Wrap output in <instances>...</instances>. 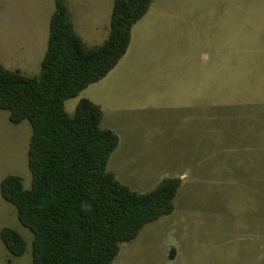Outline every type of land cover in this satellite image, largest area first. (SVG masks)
<instances>
[{"label":"rangeland","instance_id":"374dc122","mask_svg":"<svg viewBox=\"0 0 264 264\" xmlns=\"http://www.w3.org/2000/svg\"><path fill=\"white\" fill-rule=\"evenodd\" d=\"M112 1L69 0L87 44L108 37ZM54 11L55 0H0L7 68L40 74ZM134 32L118 67L65 102L73 114L101 97L121 139L108 170L123 183L148 192L182 179L173 213L122 243L113 264H264V0H153ZM32 133L0 109V232L28 242L15 256L0 237V264H32L33 233L1 194L10 174L31 187Z\"/></svg>","mask_w":264,"mask_h":264},{"label":"trees","instance_id":"16d2710c","mask_svg":"<svg viewBox=\"0 0 264 264\" xmlns=\"http://www.w3.org/2000/svg\"><path fill=\"white\" fill-rule=\"evenodd\" d=\"M152 2L115 0L108 37L89 45L76 30L69 0H55L40 74L0 61V109L13 123L29 120L33 130L31 187L16 174L1 182L2 197L33 233L32 264H113L122 243L175 210L180 177H165L148 192L131 188L108 170L120 138L102 126V107L82 98L73 114L65 108L117 66ZM0 237L12 255L26 252L27 239L16 228H2Z\"/></svg>","mask_w":264,"mask_h":264},{"label":"crops","instance_id":"0c3cea01","mask_svg":"<svg viewBox=\"0 0 264 264\" xmlns=\"http://www.w3.org/2000/svg\"><path fill=\"white\" fill-rule=\"evenodd\" d=\"M114 1H115V0L112 1V4H113V5H114ZM149 11H150V9H149ZM149 11L145 14V16H144L142 19H144L145 17H147V15L149 14ZM142 19H141V20H142ZM50 20H51V19H50ZM141 20H139V21L133 26V28H132V34H131V43H130V45H129V48H128L127 52L125 53V55L123 56V58L120 60V62H121V61L124 59V57L127 56L128 53L130 52V49H131V47H132V45H133L134 34H135V32H134V31H135V27H136V25H137ZM82 38H83V37H82ZM11 54H12V55H11ZM11 54H10V53L8 54V55H9V58H10V59H15L14 54H13V53H11ZM120 62L117 64L116 67H118V65L120 64ZM116 67H115V68H116ZM115 68H114V69H115ZM114 69H113V70H114ZM113 70H112V71H113ZM106 77H107V76H106ZM103 79H104V78H103ZM103 79H101V80H103ZM85 98H89V99H91L92 101H94L95 103L99 104V105L102 107V109H103V111H104V117H103V121H102V126H103V127H106V128H111V129H113V130L116 132L115 127H110V125H109V127H108V125H105V124H106V117H107V116H106V112H105V110H104V108H103V103H102V101H101V97H94V96H89V95H88V96H86ZM117 134H118V133H117ZM118 135H119V134H118ZM119 138H120V136H119ZM120 141H121V139H120ZM119 143H120V142H119ZM118 146H119V145H118ZM115 175H116V174H115ZM161 176H162V175H161ZM165 177H166V176H165ZM117 178H118V177H117ZM118 179H119V178H118ZM162 179H163V178H162ZM162 179H161V180H162ZM161 180H160V181H161ZM160 181H159V182H160ZM159 182H158V183H159ZM158 183H157V184H158ZM157 184H156V186H157ZM181 186H182V185H181Z\"/></svg>","mask_w":264,"mask_h":264}]
</instances>
